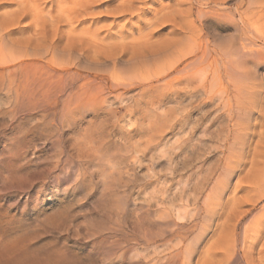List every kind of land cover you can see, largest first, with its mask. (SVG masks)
<instances>
[{"label":"rangeland","instance_id":"374dc122","mask_svg":"<svg viewBox=\"0 0 264 264\" xmlns=\"http://www.w3.org/2000/svg\"><path fill=\"white\" fill-rule=\"evenodd\" d=\"M117 1L94 0L92 12L74 27L91 26L89 30L98 31L99 37L110 33L120 38L119 30L126 31L129 25L133 31L137 26L145 29L144 18L161 0L146 2L139 16L134 12L124 17L108 13ZM39 3L49 5L48 0ZM14 7L12 0H0V22H6ZM31 18L22 17L5 28L7 35L4 32V41L0 40L3 51L11 46L43 47L46 38L59 48L65 46L66 36L58 40L49 26L43 27V37L33 39L36 28ZM208 20L201 32L220 45L229 42L233 31L228 23ZM59 25V31L72 28ZM155 27L143 30L142 45L133 46L131 37L123 42L109 40H118L115 44H123L119 50L126 49L121 53L115 46L119 56L111 50L120 58L114 63L115 75L117 71L130 75L132 61L150 59L162 41L178 31L174 28L173 34L168 23ZM46 59L28 55L23 63H16L19 68L0 67L1 73L6 72L0 78V264H153L155 253L161 256L166 248L174 250V235L181 233L174 223L181 221L174 214V194L188 176L196 178L197 169L210 166L218 157L221 140L214 134L218 122L210 120L216 105L201 92L182 90L177 97L173 94L163 103L151 104L148 94L131 87L117 92L120 96L107 94V101L95 108H78L67 115L57 73L48 70ZM110 63L97 68L112 72ZM9 71L14 80L11 90L5 87ZM263 76L264 67H259L253 80L264 81ZM234 184L231 177L230 187ZM205 244L199 243L198 248ZM197 255L191 256L190 264H195Z\"/></svg>","mask_w":264,"mask_h":264},{"label":"bare ground","instance_id":"6f19581e","mask_svg":"<svg viewBox=\"0 0 264 264\" xmlns=\"http://www.w3.org/2000/svg\"><path fill=\"white\" fill-rule=\"evenodd\" d=\"M12 1L15 7L7 18L14 20L6 18V22H0V40L4 41V34L8 32L5 28L12 21L17 23L28 15L36 28L33 39L38 41V35L43 37L46 34L43 27L49 26L58 40L64 36L67 40L62 48L53 45L56 41L50 42L48 38L45 39L48 44L41 38L45 42L43 47L29 45L32 50L28 45L27 49L10 45L9 52L0 48V67L9 69L23 63V57L28 55L36 59L46 57L48 70L52 75L57 73L65 114L87 106L95 108L107 101V94L120 96L117 92L131 87H137L139 94H148L151 104L163 103L182 90L184 93L201 92L216 105L210 120L218 122L214 133L221 140L216 150L218 157L210 166L197 169L196 178L188 176L174 194V214L181 220L174 223L181 233L174 235V250L166 248L161 256L155 253L150 263L190 264L191 256L198 254L195 264H264V81L253 80L256 69L264 67V0H161L153 3L148 11L151 16L143 20L145 29L137 26V31H133L129 25L126 32L121 28V42L131 37L129 42L133 46L142 45L146 35L143 30L151 31L163 23L171 25L173 34L174 28L178 31L169 41H162L163 46L151 53L149 60L134 57L138 62L130 64L133 66L131 74L122 72L127 76L119 75L118 71L114 74V63L120 58L115 57V52L111 54V50L116 51L115 46L118 52L126 49L119 50L123 44H115L118 40H109L120 38L110 33L99 37L98 31L89 30L91 26L79 30L74 27V23L81 22L84 15L92 12L90 6L94 0H48V7H42L39 0ZM148 1L119 0L108 13L124 17L135 12L139 16ZM210 18L224 20L232 28L229 42L220 45L201 32V25ZM60 23L72 28L59 31ZM90 50L96 54L89 56ZM13 52L15 56L18 52L22 54L15 58ZM106 53L111 54L109 59ZM126 58L130 60L129 55ZM109 62L113 64L112 72L97 68ZM5 73L0 72V78ZM11 73H7V86L4 85L8 90L13 87ZM231 177L235 178L232 188ZM192 178L194 181L190 182ZM203 241H206L205 246L198 248Z\"/></svg>","mask_w":264,"mask_h":264}]
</instances>
